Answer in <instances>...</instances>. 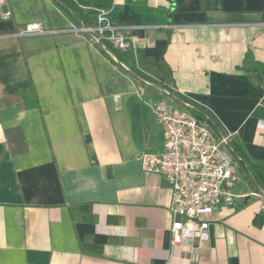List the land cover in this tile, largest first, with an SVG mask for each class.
Returning <instances> with one entry per match:
<instances>
[{"label": "crops", "instance_id": "obj_1", "mask_svg": "<svg viewBox=\"0 0 264 264\" xmlns=\"http://www.w3.org/2000/svg\"><path fill=\"white\" fill-rule=\"evenodd\" d=\"M73 1L119 8L135 48L107 54L52 0L0 5V264H264V199L241 161L197 262L170 245L169 184L139 163L163 151L153 106L197 105L264 177V0ZM144 5L169 14L143 26ZM33 23L54 33L17 35Z\"/></svg>", "mask_w": 264, "mask_h": 264}, {"label": "built area", "instance_id": "obj_2", "mask_svg": "<svg viewBox=\"0 0 264 264\" xmlns=\"http://www.w3.org/2000/svg\"><path fill=\"white\" fill-rule=\"evenodd\" d=\"M5 1L0 0V5L4 6ZM110 12L96 9L90 24L79 21L69 31L89 37L109 55L113 54L106 48L107 44L117 52L134 50L132 32L139 27L111 23L107 18ZM10 17L9 11L0 15L1 20ZM48 33L54 31H46L40 24L33 23L17 35ZM120 65L129 71L122 63ZM159 91L170 96V91L163 87ZM184 106L192 109L187 103ZM153 114L162 129L163 151L160 154H142L139 157L140 168L145 175L161 176L169 184L170 245L186 248L190 260L197 262L210 239L212 212L219 206L232 205L236 197L233 192L236 156L228 148L232 134L225 132L216 136L194 114L175 110L161 102L153 106Z\"/></svg>", "mask_w": 264, "mask_h": 264}, {"label": "trees", "instance_id": "obj_3", "mask_svg": "<svg viewBox=\"0 0 264 264\" xmlns=\"http://www.w3.org/2000/svg\"><path fill=\"white\" fill-rule=\"evenodd\" d=\"M171 2V0H169ZM56 7L72 22L77 23L81 21L83 24H90L93 20L94 15L96 14V9H82L79 7L73 0H52ZM173 3V2H172ZM173 8V6H172ZM119 11V8L112 9L108 14V20L111 23H116V16ZM137 12L140 15V24L143 26L157 25L161 21H164V18L168 16L169 10L164 9H153L148 6L138 7ZM106 48L115 56L119 57V53L115 51L110 45H106ZM132 70H135L132 68ZM195 109H192L194 115L197 114V105ZM199 111V110H198ZM209 123L215 125V120L212 116L209 117ZM233 154L237 157L239 161L242 162V165L250 171L249 177L252 179L253 183L257 186L264 188V177L262 174L251 164L249 159L239 150L232 149Z\"/></svg>", "mask_w": 264, "mask_h": 264}, {"label": "water", "instance_id": "obj_4", "mask_svg": "<svg viewBox=\"0 0 264 264\" xmlns=\"http://www.w3.org/2000/svg\"><path fill=\"white\" fill-rule=\"evenodd\" d=\"M254 185L264 195V189H262L261 187L257 186L256 184H254Z\"/></svg>", "mask_w": 264, "mask_h": 264}, {"label": "rangeland", "instance_id": "obj_5", "mask_svg": "<svg viewBox=\"0 0 264 264\" xmlns=\"http://www.w3.org/2000/svg\"><path fill=\"white\" fill-rule=\"evenodd\" d=\"M242 180H244V179H242ZM239 186H240V184H238Z\"/></svg>", "mask_w": 264, "mask_h": 264}]
</instances>
